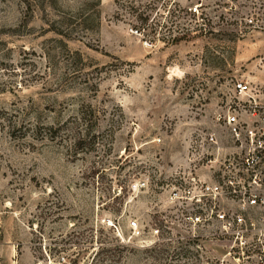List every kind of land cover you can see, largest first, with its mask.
<instances>
[{"label":"rangeland","instance_id":"374dc122","mask_svg":"<svg viewBox=\"0 0 264 264\" xmlns=\"http://www.w3.org/2000/svg\"><path fill=\"white\" fill-rule=\"evenodd\" d=\"M263 52L264 0H0V264H203L127 220Z\"/></svg>","mask_w":264,"mask_h":264},{"label":"built area","instance_id":"2783aa9c","mask_svg":"<svg viewBox=\"0 0 264 264\" xmlns=\"http://www.w3.org/2000/svg\"><path fill=\"white\" fill-rule=\"evenodd\" d=\"M259 14L249 17L254 26ZM258 54L252 69L264 71V52ZM214 117L225 139L205 131L200 164L190 156L161 184L169 214L155 208L149 235L135 215L127 225L147 244L166 243L170 256L180 240L203 264H264V76L236 77ZM145 183L139 178L130 185Z\"/></svg>","mask_w":264,"mask_h":264},{"label":"trees","instance_id":"16d2710c","mask_svg":"<svg viewBox=\"0 0 264 264\" xmlns=\"http://www.w3.org/2000/svg\"><path fill=\"white\" fill-rule=\"evenodd\" d=\"M139 28V27H138Z\"/></svg>","mask_w":264,"mask_h":264}]
</instances>
